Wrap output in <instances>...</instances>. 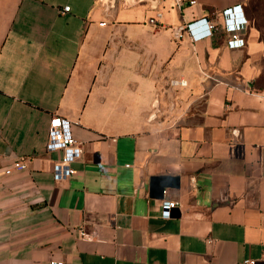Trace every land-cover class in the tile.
<instances>
[{
  "label": "crops",
  "instance_id": "crops-1",
  "mask_svg": "<svg viewBox=\"0 0 264 264\" xmlns=\"http://www.w3.org/2000/svg\"><path fill=\"white\" fill-rule=\"evenodd\" d=\"M248 2L166 0L152 24L149 1L0 0V264H264V38ZM203 17L212 35H174ZM54 114L83 148L64 178Z\"/></svg>",
  "mask_w": 264,
  "mask_h": 264
},
{
  "label": "built area",
  "instance_id": "built-area-1",
  "mask_svg": "<svg viewBox=\"0 0 264 264\" xmlns=\"http://www.w3.org/2000/svg\"><path fill=\"white\" fill-rule=\"evenodd\" d=\"M149 1L154 4L156 8V14L149 18V22L152 24L159 23V18L163 15L161 7H164L166 0H133L132 3H140ZM197 0H173L171 8L183 10L187 5H193ZM109 4H112L110 1ZM114 4V3H113ZM109 5L105 6L108 9ZM238 7V6H237ZM226 9L223 13L228 15L237 12L238 8ZM240 9V8H239ZM63 12L70 11V6L67 5L63 8ZM242 13V12H241ZM101 24H105L102 22ZM217 28L210 18L203 17L202 19L195 20L193 22H184L173 28V33L176 37L182 36L184 32H187L193 40H197L203 37H207L213 34V31ZM230 38L228 40V46L231 48H239L244 45V36L247 34V27L238 23L231 26L228 29ZM173 84L186 85V80H172ZM48 151L61 150L63 155L61 160L55 165V174L58 178H64L70 175L74 169L71 163L75 161L83 152L82 144L77 141L73 134L71 121L61 115L54 114L49 120L48 129V142L46 145ZM26 164L22 161L16 162L14 167L8 168L7 172L13 169H24ZM178 204L174 200H164L162 202V216L169 218L172 215V209ZM248 263L252 261L248 260ZM51 264H65L61 259H51ZM253 263V262H252Z\"/></svg>",
  "mask_w": 264,
  "mask_h": 264
},
{
  "label": "rangeland",
  "instance_id": "rangeland-1",
  "mask_svg": "<svg viewBox=\"0 0 264 264\" xmlns=\"http://www.w3.org/2000/svg\"><path fill=\"white\" fill-rule=\"evenodd\" d=\"M102 2L110 3V1H114L115 5L123 4H131L133 0H101ZM251 14H252V24L259 31L261 38H264V0H254L251 4Z\"/></svg>",
  "mask_w": 264,
  "mask_h": 264
},
{
  "label": "trees",
  "instance_id": "trees-1",
  "mask_svg": "<svg viewBox=\"0 0 264 264\" xmlns=\"http://www.w3.org/2000/svg\"><path fill=\"white\" fill-rule=\"evenodd\" d=\"M254 0H249L248 4H247V13L249 15L250 21H252V14H251V4ZM252 23V22H251ZM262 82L264 83V79L262 80Z\"/></svg>",
  "mask_w": 264,
  "mask_h": 264
}]
</instances>
